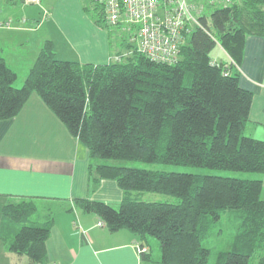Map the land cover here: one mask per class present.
Masks as SVG:
<instances>
[{"label": "trees", "instance_id": "obj_1", "mask_svg": "<svg viewBox=\"0 0 264 264\" xmlns=\"http://www.w3.org/2000/svg\"><path fill=\"white\" fill-rule=\"evenodd\" d=\"M89 7L98 15L94 22L109 26L100 4L90 0L84 9ZM199 20L202 27L185 35L171 63L147 58L128 41L127 52H116L107 63L62 60L46 40L17 87V73L0 56V120L15 116L30 93H37L97 161L90 168L91 183L113 179L122 190L116 205L88 197L74 203L94 213L109 231L133 233L136 245L146 247L139 252L141 260L208 264L210 249L202 240L209 224L223 211L235 209L240 220L230 249L219 251L213 264H264L261 177L161 171L99 160L264 172V140L244 133L252 92L240 85L238 71L246 36L264 39V0H233L213 7L209 21L205 15ZM216 44L231 62L211 58ZM146 192L178 200L146 201L141 198ZM34 200L20 198L2 206L3 216L20 224L8 226L3 240L9 251L25 255L28 264H46L52 216L48 213L43 224H26L36 209ZM150 236L160 248L154 261Z\"/></svg>", "mask_w": 264, "mask_h": 264}, {"label": "crops", "instance_id": "obj_2", "mask_svg": "<svg viewBox=\"0 0 264 264\" xmlns=\"http://www.w3.org/2000/svg\"><path fill=\"white\" fill-rule=\"evenodd\" d=\"M87 3L38 0L29 2L33 9L23 10L20 15H11L13 11L0 13V56L17 74L23 68L24 78L46 40L52 42L54 55L58 53L57 43L61 44L63 54L57 58L80 63L109 62L116 52L110 51L107 33L84 11ZM16 35L26 37L28 46V58L21 51V58L16 60L21 61V67L8 57L15 54L5 46L6 37ZM216 45L223 55L220 52L219 58L215 56L213 60L231 62L223 48ZM239 83L252 92L244 133L264 140V39L260 36H246ZM94 163L97 161L91 159L84 144L69 133L37 93L31 92L15 116L0 120V208L10 200L34 197L52 209L45 242L46 264H144L133 233L127 229L109 231L105 225H97L100 220L94 213L74 203V199L82 197L114 205L121 200L122 190L115 180L102 178L91 183L90 168ZM259 177L263 192L264 172L256 178ZM145 194L141 196L143 200L155 201L145 199ZM5 248V254L13 259L9 264H15L18 254L7 251L6 245ZM19 258L28 264L27 257Z\"/></svg>", "mask_w": 264, "mask_h": 264}, {"label": "rangeland", "instance_id": "obj_3", "mask_svg": "<svg viewBox=\"0 0 264 264\" xmlns=\"http://www.w3.org/2000/svg\"><path fill=\"white\" fill-rule=\"evenodd\" d=\"M197 1V0H196ZM201 1V0H199ZM87 4H89L90 0H87ZM218 5H222L219 2H216L214 4H208L204 5L201 15H205L207 21H209V15L213 7H217ZM31 6L33 4L28 3H22V0H0V13H8L9 11H13L14 13H11V15L18 14L20 15L24 11H29L30 9H33ZM83 6V5H82ZM89 14L90 19L94 20L95 18H98L97 13L95 10L89 7V9H84ZM39 18V17H37ZM108 35V44H110V51L112 53H126V47H127V40L125 37V33L121 32V29L116 26H107L104 24L103 21H100L98 24ZM37 36V35H36ZM24 38V37H23ZM20 35H16L12 37L11 39L9 37H6L5 43H6V50L10 52V54H15L14 56L8 55V57L15 60L16 64H18L20 67L23 66V64H20L21 61L17 62V59H20L21 57L18 56L21 51L24 55H27L28 58V46L26 45V37L23 39ZM35 39V36L31 37V41ZM23 43V45L21 44ZM58 53L55 55L57 58L60 56V54H63V52L60 50L61 44L58 42ZM133 46V45H132ZM2 48L5 50V47L2 46ZM55 50L56 47L54 46ZM221 52V55H223L222 50L220 51V48L216 45L210 52V56L212 59L217 56L219 58V53ZM26 58V59H27ZM57 59H60L57 58ZM62 59V58H61ZM66 60V59H62ZM237 69V68H236ZM23 68H19V73L17 74V80L15 85L17 87H21L23 83L22 75L24 72H22ZM239 71V68H238ZM98 159V158H97ZM102 161H106L107 163H123L125 166L128 167H137V168H147V169H156L161 171H176V172H190V173H196V174H202V175H221V176H230V177H241V178H256L258 175H260L258 172H241L236 170H229V169H216V168H208V167H202V166H193V165H175V164H162V163H147L142 161H136V160H122V161H115L113 159H99ZM147 196H145V199L147 200H161V201H167L171 203H176L177 198L171 195L166 194H160V193H151L146 192ZM151 195V196H150ZM260 197L264 199V189L262 192H260ZM36 204L35 211L29 216L26 224H29L30 221H36L38 224H43L47 220L48 213H52V209L48 207L47 204L44 202L34 200ZM240 220L239 217V211L235 209H228L221 213V216L218 220L212 221L209 224V230L208 235L202 240V244L205 247H208L210 249V256L208 259V264H213L216 258V254L219 251L228 250L230 249L231 244V238L232 234L235 231V228ZM10 225H14L16 227H19V223H15L11 221L10 219L3 216L0 208V264H9L10 259L4 252L5 241L3 240L4 235L8 234L9 231L7 230V227ZM150 243H151V258L152 260H156L160 257V248L158 240L152 236H150ZM8 251V249H7ZM19 256L26 257L25 255H16L15 258V264H23V262L20 260ZM8 257V258H7ZM29 261V260H28ZM28 263V262H27ZM144 264H151L148 261H144Z\"/></svg>", "mask_w": 264, "mask_h": 264}, {"label": "built area", "instance_id": "obj_4", "mask_svg": "<svg viewBox=\"0 0 264 264\" xmlns=\"http://www.w3.org/2000/svg\"><path fill=\"white\" fill-rule=\"evenodd\" d=\"M94 1L102 6L105 23L119 27L138 52L151 60L171 63L177 60L185 35L195 27H202L199 16L203 2L228 4L233 0ZM112 58L119 59L118 56ZM97 225L103 222L97 221ZM136 247L138 252L146 250V247Z\"/></svg>", "mask_w": 264, "mask_h": 264}]
</instances>
